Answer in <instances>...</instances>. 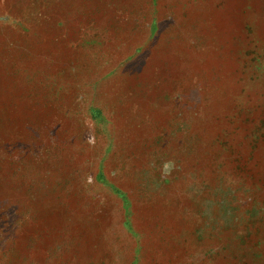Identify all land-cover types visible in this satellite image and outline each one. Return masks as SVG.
<instances>
[{"label": "rangeland", "instance_id": "obj_1", "mask_svg": "<svg viewBox=\"0 0 264 264\" xmlns=\"http://www.w3.org/2000/svg\"><path fill=\"white\" fill-rule=\"evenodd\" d=\"M0 264H264V0H0Z\"/></svg>", "mask_w": 264, "mask_h": 264}]
</instances>
